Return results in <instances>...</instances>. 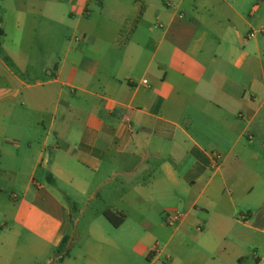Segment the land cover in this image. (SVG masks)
Masks as SVG:
<instances>
[{
    "label": "crops",
    "instance_id": "1",
    "mask_svg": "<svg viewBox=\"0 0 264 264\" xmlns=\"http://www.w3.org/2000/svg\"><path fill=\"white\" fill-rule=\"evenodd\" d=\"M0 44V264H264V0H0Z\"/></svg>",
    "mask_w": 264,
    "mask_h": 264
},
{
    "label": "rangeland",
    "instance_id": "2",
    "mask_svg": "<svg viewBox=\"0 0 264 264\" xmlns=\"http://www.w3.org/2000/svg\"><path fill=\"white\" fill-rule=\"evenodd\" d=\"M98 206H99L98 204L94 203V204H92V205L88 208V210L86 211V219L83 220V221L79 224L78 227H75V225L73 224V227H72L71 233H70V235L68 236L69 240H68V242H67V244H66L67 248L70 247V245H71V239L75 237V235H76V234H75L76 231H78V233L81 234V237H80V238H82V239L80 240V242L76 245V249H77V250L81 247L82 243H84V241H85L87 238H92V237H91V234H90V230L92 229V226H91V224H90L91 222H90V221L88 222V218L94 213V210L97 209ZM158 218H159L158 220H159L160 222L157 223V221H155V225H156V224H157V225H163V222H162L161 218H160V217H158ZM101 220H102V221H101L102 224H101L100 226H96L95 228H98V229L102 230V231L105 232L106 234H110L112 229H111V226L109 225L108 221H107L106 219H104V218H102ZM157 225H156L154 228H149L150 233H156V232H155V231H156L155 228L158 229V226H157ZM174 231H175V227H168V226L164 225V232L166 233V235H165L164 237H161V238H170V237L172 236V234H173ZM178 236H179V235H178ZM178 236H177L176 238H180V237H178ZM163 261H164V260H163ZM144 264H148V262L144 261Z\"/></svg>",
    "mask_w": 264,
    "mask_h": 264
},
{
    "label": "trees",
    "instance_id": "3",
    "mask_svg": "<svg viewBox=\"0 0 264 264\" xmlns=\"http://www.w3.org/2000/svg\"><path fill=\"white\" fill-rule=\"evenodd\" d=\"M0 53H1V44H0ZM104 217L115 228H118L123 223V219H124V217H121V216L118 217L110 211H106L104 213ZM68 240L69 238L66 237L61 243V245L59 246V248L57 249V257H60L59 259L60 262H62L64 257L68 256L70 253V248H67L66 246Z\"/></svg>",
    "mask_w": 264,
    "mask_h": 264
},
{
    "label": "built area",
    "instance_id": "4",
    "mask_svg": "<svg viewBox=\"0 0 264 264\" xmlns=\"http://www.w3.org/2000/svg\"><path fill=\"white\" fill-rule=\"evenodd\" d=\"M251 36H253V34H251ZM76 40L78 41V40H80V39H79V38H77ZM144 84H146V82H144ZM175 219H177V217H176V216H175V217H174V219H172V220H175Z\"/></svg>",
    "mask_w": 264,
    "mask_h": 264
}]
</instances>
